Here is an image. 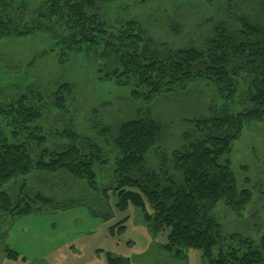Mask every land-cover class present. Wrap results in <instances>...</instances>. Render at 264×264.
<instances>
[{
  "label": "rangeland",
  "instance_id": "rangeland-1",
  "mask_svg": "<svg viewBox=\"0 0 264 264\" xmlns=\"http://www.w3.org/2000/svg\"><path fill=\"white\" fill-rule=\"evenodd\" d=\"M42 2L16 0L15 7L19 13L25 10L30 22ZM98 7L109 26L136 20L146 37L170 49L202 46L217 22L236 29L241 28V16L252 23L264 22V0H110ZM66 35V27L60 25L56 33L0 38V133L8 142L33 146L34 158L42 149L55 151L70 144V135L75 134V144L81 140L96 144L106 162L94 167L95 187L65 170L36 169L0 185V195L11 193L20 201L17 210L4 211L0 200V264H108L109 256L126 258L130 264H204L201 251L193 248L186 250L185 259L173 254L168 258L161 248L165 234L152 233L140 209L117 210L116 195L111 191L105 195L102 188L111 183L120 157L109 128L134 117L156 121L162 131L156 148L146 155V166L157 170L161 152L170 156L181 150L188 141L185 134L200 135L195 121L224 105L215 85L196 80L151 102L134 100L136 85L120 86L107 76L109 60L101 59V46L63 54L56 45ZM236 82L231 112L250 106L243 100L249 78L240 75ZM15 99L41 112L17 137L12 136L17 131L13 118L6 114ZM32 132L45 135L47 141L34 144ZM227 158L238 188L250 190L252 199L240 211L220 202L209 214L221 223L223 234L239 233L259 243L264 234V122L247 123ZM123 219L126 231L112 236L109 228ZM8 249L17 252V259L7 257Z\"/></svg>",
  "mask_w": 264,
  "mask_h": 264
},
{
  "label": "trees",
  "instance_id": "trees-1",
  "mask_svg": "<svg viewBox=\"0 0 264 264\" xmlns=\"http://www.w3.org/2000/svg\"><path fill=\"white\" fill-rule=\"evenodd\" d=\"M108 1L43 0L29 22L25 10L17 12L16 0H0V38L35 31L56 33L64 25L67 35L56 47L68 54L101 46V59L109 60L107 76H112L120 86L136 85L132 91L134 100L151 102L162 93L192 81L212 82L224 105L211 109L209 117L195 121L200 135L185 134L188 141L181 150L170 156L161 152L157 170L146 166V155L156 148L162 131L156 121L149 116L134 117L109 128L120 157L116 168H112L111 183L102 188L103 193L108 195L111 191L116 195L115 206L119 211L130 206L140 209L148 229L154 234H165L162 250L176 258L185 259L186 250L193 248L201 251L204 264H264V234L259 243L239 233L223 234L221 223L209 214L220 202L240 211L252 199L250 190L238 188L227 157L247 123L264 122V22L252 23L241 16L240 29L224 21L217 22L202 46L170 49L146 37L136 20L118 28L109 26L98 7V3ZM240 75L250 81L243 99L250 106L231 112L229 104L236 96V80ZM9 103L10 112L6 114L13 118L17 131L12 136L17 137L21 128H28L41 117V112L24 100ZM30 139L37 145L47 141L45 135L35 132ZM70 139L72 142L59 150L42 149L34 158L33 146L8 142L0 133V185L36 169L65 170L95 187L94 167L105 164L104 152L86 140L75 144V134ZM0 200L4 211L20 207V201L11 193L2 192ZM125 221L111 226L109 233L123 234ZM6 253L11 259L18 257L13 250ZM127 262L123 257L108 258V264Z\"/></svg>",
  "mask_w": 264,
  "mask_h": 264
},
{
  "label": "crops",
  "instance_id": "crops-1",
  "mask_svg": "<svg viewBox=\"0 0 264 264\" xmlns=\"http://www.w3.org/2000/svg\"><path fill=\"white\" fill-rule=\"evenodd\" d=\"M164 256V255H163ZM166 256H168V258H172V256H171V254H169V253H167L166 254ZM8 257V256H7ZM9 258V257H8ZM13 259H17V258H13ZM131 261V260H130ZM129 260H128V263L127 264H130V263H133L132 261L130 262ZM130 262V263H129Z\"/></svg>",
  "mask_w": 264,
  "mask_h": 264
}]
</instances>
